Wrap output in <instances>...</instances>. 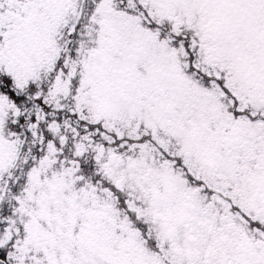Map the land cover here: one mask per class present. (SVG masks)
I'll return each mask as SVG.
<instances>
[{"label":"snow or ice","instance_id":"1","mask_svg":"<svg viewBox=\"0 0 264 264\" xmlns=\"http://www.w3.org/2000/svg\"><path fill=\"white\" fill-rule=\"evenodd\" d=\"M0 264H264V0H0Z\"/></svg>","mask_w":264,"mask_h":264}]
</instances>
